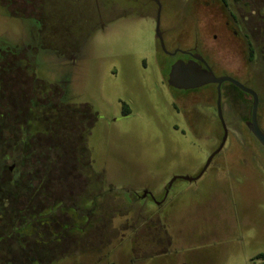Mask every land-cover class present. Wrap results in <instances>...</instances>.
Segmentation results:
<instances>
[{"label":"rangeland","instance_id":"1","mask_svg":"<svg viewBox=\"0 0 264 264\" xmlns=\"http://www.w3.org/2000/svg\"><path fill=\"white\" fill-rule=\"evenodd\" d=\"M46 5L41 25L33 28L9 15L0 2V43L23 47L32 27L38 52L37 67L30 72L44 87L41 93L57 86V101L70 108L68 113L60 109L56 121L48 117L43 133L33 128L43 123L32 124L41 140L37 150L28 145L29 155H52L25 159L23 166L14 140L22 134L20 114L12 108L9 139L0 140V180L5 188L17 185L15 204L31 215L23 227L11 221L7 226L10 246L17 249L19 243L28 257L20 253L0 261L29 264L32 250L40 252L41 259L34 257L40 264H109L105 256H145L146 249L159 250L168 237L178 249L204 244L215 233L223 239L220 248L234 252L232 264L256 263L247 259L264 253V148L247 128L252 99L224 88L228 137L209 161L224 133L216 87L183 91L168 86L174 59L161 48L157 22L159 16L168 52L174 41L183 51L197 45L216 77H234L258 94V124L264 132V0L233 5L232 24L243 37L227 30L230 18L219 2L207 7L202 0H105L102 17L87 10L83 0ZM246 13L249 24L240 16ZM249 36L252 55L244 43ZM15 96L9 103L15 104ZM64 152L66 159L55 155ZM4 166L24 170L21 183L14 172L1 178ZM30 185V192H23ZM155 200L166 205L156 206ZM53 201L54 225L44 221L48 214L42 211ZM33 208L41 215H32ZM83 208L92 216L80 214ZM165 214L169 224L164 229ZM51 226L56 232L48 235ZM20 227L23 235L12 233ZM178 236L194 239L180 244Z\"/></svg>","mask_w":264,"mask_h":264},{"label":"flooded vegetation","instance_id":"2","mask_svg":"<svg viewBox=\"0 0 264 264\" xmlns=\"http://www.w3.org/2000/svg\"><path fill=\"white\" fill-rule=\"evenodd\" d=\"M48 1L49 0H0L1 4L7 7L6 10L8 11L9 15H11L12 17L20 18L23 22L26 21L33 28H34V25L35 26H37L38 24L41 25V22L43 20L41 18L44 16V12L46 11V6H47L46 4ZM83 1H85V2L87 1V10L90 8L91 13L94 14L95 16L102 17V14H105L106 11L103 10V6H104L103 4H104L105 0H83ZM130 1H137V0H130ZM195 1L196 2L198 1V4H200L201 0H195ZM243 1L244 0H239V1H236V0H217V1L213 0L212 2H210V0H202L203 4L207 7H210L213 2H219L221 4V6L223 8V10H222L223 13L227 12L228 13L227 16L230 18L226 21L225 27L227 28L228 31H233L236 36H238V35L242 36V34L239 33L232 24L234 22L232 16L235 15V17H237V14L233 10V5L241 4V3H243ZM233 3H235V4H233ZM51 6H52V2L49 3L50 8H51ZM204 10H206V9H204ZM240 16L242 18H244L245 21H247L249 24L250 21L248 18L251 17L249 14L246 13V14H243ZM32 27H31V33L29 34V36L27 37V39L24 40L25 42H22V43H24V44H22L23 47L19 46V45H15L13 43L4 42V41H3L4 43H0V140L9 139V136H8L9 130H10L9 120H13L11 112L15 108L17 110V114H20L17 122H19L21 125L19 128H21L22 134L14 140L16 141L17 144H20V146L22 145L23 150L21 152L22 155L20 154L21 157H23V155H27V158L23 157L22 159L35 161V160L40 159V157H51L52 154L51 153H44V154H41V155L35 157L34 155L32 156V155H29V153L25 152L23 145H30L31 147H34V148H36V145L37 146L40 145L41 137L37 138L40 134L38 133V135H37L32 130H33V128H35V129L38 128L39 131H41V130H40L39 126L32 128V124L33 125H38V124L40 125L43 123V125L48 126V121H47L48 117L54 118V121H56L55 117H56L57 111H60V109H62L63 112H65L67 110V113H68L70 111V108L68 106H62L61 104H59V101H57V98L55 97V93L58 92V91H56L58 89L57 86L52 87L50 89L51 91L49 90L45 94H44V92L41 93V91L43 90L44 87L41 86L40 81H38L36 79L35 74L33 72H30V69L32 67H37L36 53L38 52V47L35 44V41H36L35 33H36V31L34 30V34H33V28ZM41 42H42V45L44 47L47 46V44L44 40H41ZM195 42H198L197 38H196ZM173 43H174L173 51L168 52L166 50V48L164 51L166 53L165 56H167L170 59L171 58L174 59L172 61V65L178 61H184L187 63V62L192 61L195 56H200L204 59L207 66L212 70L211 66L208 64L205 57L196 51L195 48L197 47V45L195 47L193 46V48L192 47L187 48V49H185V51H183L181 49L180 50L177 49V41H174ZM244 43L247 46V48L249 49V51H250V48L255 49L253 47V42L251 41L250 36H249V39L247 41L244 39ZM49 47H50V45H49ZM71 60H73V57H71ZM198 63L202 66V68H205L204 64H202L200 62H198ZM170 69H171V66L169 67V72H170ZM169 72H168V75H169ZM232 78L235 79L234 77H232ZM167 80H168V77H167ZM235 80H237V79H235ZM228 85H229V88H232L231 86L235 87L234 85H232L230 83H223L221 86V93H222L223 88H225ZM15 86L17 87V89L14 91ZM207 86H209V85H207ZM214 86L217 88V85H214ZM235 88H237V87H235ZM243 94H245V93H243ZM13 95H16L14 98L15 104L13 102L9 103V96H13ZM245 96H248L249 98H251V96H249L247 94H245ZM60 106L63 108H60ZM51 111H54L55 114L50 113ZM26 113H27V117H26ZM78 119H79V117H77L75 119V121H77ZM83 120H84V118H81V120H80L81 124L80 125H82ZM219 123L222 127L220 120H219ZM51 127H53V126L51 125ZM222 129H223V127H222ZM28 131L31 132L30 135H27ZM223 131H224V129H223ZM41 132H44V130ZM223 136H224V133H223ZM42 139H43V136H42ZM44 140L48 141L47 139H44ZM0 143H2V142L0 141ZM48 145H50L49 141H48ZM0 161H2V159H0ZM4 167L1 170L2 171L1 172L2 173L1 178H3L6 175V173H9V172L13 173L14 172L13 174H15V173L17 174V182L21 183L20 182L21 178L25 176L24 170H22L20 168L15 170L12 168L9 169V168H4ZM35 181L37 182V179ZM1 182H4V181H2V179L0 180V186L2 187L4 185L3 184L1 185ZM13 184H15V183H13ZM36 187L38 188L40 186H35V188ZM31 188L32 187L30 186V189ZM25 191H26V188H23V192H25ZM146 197H149V195L148 194H146L145 196L143 195L144 199ZM164 201L158 202L155 200L154 202H155L156 206L161 205L163 208L166 205V204H162ZM56 202L53 201L52 204L48 205L47 209H42L43 212H46L48 214L47 216H45L46 218L44 219V221L47 224L54 225L53 222L57 221L56 220L57 219V217H56L57 210L55 208ZM33 204H35V203H33ZM63 204H65V203H63ZM72 204H75V203H72ZM78 204H84V202L80 201ZM6 209H8V210H6ZM33 209L34 210L32 212V215L33 214L34 215H38V214L41 215L40 212L37 213L35 211V208H33ZM82 212H86L87 215H90V216H92V214H93L92 210L87 211L84 208L81 209L80 214H82ZM29 216H31V215H28V213L25 212V209L22 207V204H4L3 209L0 211V258H3V256L6 257L8 255H13V254L17 255L20 253H22L25 256L27 255V253L25 252L26 251L25 247H23V246L20 247L19 243L17 245L19 248H17V249L10 246L11 244H9L8 240H9V238L12 239L11 238L12 235L10 236V233L8 231L9 228L7 226H8V223L11 221L10 224L12 226L22 224V227H23L25 225L26 221L30 218ZM68 222H71L69 217L66 218V223H68ZM22 227L14 228V232H12V233L13 234L16 233L17 236L23 235V229H21ZM52 228L53 227L51 226L50 230L47 231L48 235L50 233L56 232L55 229H54V231H52L53 230ZM18 241H19V238H18ZM30 251L33 253V255H31L32 253L30 254L31 255L30 257L33 256V259H31V260L28 259L29 260L28 263L29 264H34V263L40 264L39 259H37V258L34 259V257H39L41 259V257L38 255L40 252L32 251V250H30ZM27 257H28V255H27ZM0 264H3L2 261H0Z\"/></svg>","mask_w":264,"mask_h":264},{"label":"water","instance_id":"3","mask_svg":"<svg viewBox=\"0 0 264 264\" xmlns=\"http://www.w3.org/2000/svg\"><path fill=\"white\" fill-rule=\"evenodd\" d=\"M160 22H159V16H158V22H157V38L161 43V48L163 51H165V45L162 38V34L160 32ZM202 63L205 65V68H202V66L198 63ZM223 83H230L237 87L240 91L243 93L251 96L252 98V111H251V119L247 123V128L250 131V133L254 136V138L260 143V145L264 148V132L261 130L259 124H258V107H259V96L258 94L246 87L245 85L241 84L237 80L224 76V77H216V75L213 73V71L207 66L204 59L200 56H195L192 61L190 62H184V61H178L174 63L171 66L167 84L169 87L177 89V90H183V91H190V90H196L200 89L202 87H205L207 85H217L216 91H217V116L220 120L222 127L224 129V136L222 138L221 144L218 147L216 151L210 156V160L218 154L228 137V131L227 127L225 125L223 114H222V107H221V99H222V93H221V86ZM190 181H193V178H188Z\"/></svg>","mask_w":264,"mask_h":264},{"label":"crops","instance_id":"4","mask_svg":"<svg viewBox=\"0 0 264 264\" xmlns=\"http://www.w3.org/2000/svg\"><path fill=\"white\" fill-rule=\"evenodd\" d=\"M179 213L180 211L178 212V214ZM172 217L174 218V216ZM164 218L163 227L165 229L169 224V215L165 214ZM217 235L218 234L214 233L208 238H205L207 239V241L204 243L205 245L193 243L190 246L188 245L186 247L178 249H176V247L174 246L172 238L168 237L170 240L168 242L164 241V244H162L161 248L158 247L159 250L146 249L147 251L145 252L147 254L145 256H140L132 253L131 255L129 254L123 257L124 254H122V252H119V254L117 255H109H112L111 261L108 259L109 256H105V258H107L109 264H123L124 262L122 259L127 260V262L125 261V264H232L231 258L233 257L234 252L227 250V248H224L222 250L220 248L222 247V244L219 241H222L223 239H219ZM194 236H188L186 238H181L180 236H178L175 241L177 243H180V241L188 242L189 240H193ZM257 255L249 257L247 260L250 262H256L253 264H263V261L255 259ZM115 256L117 258H115ZM113 260L115 261L113 262ZM245 264H248V262Z\"/></svg>","mask_w":264,"mask_h":264},{"label":"trees","instance_id":"5","mask_svg":"<svg viewBox=\"0 0 264 264\" xmlns=\"http://www.w3.org/2000/svg\"><path fill=\"white\" fill-rule=\"evenodd\" d=\"M236 1H239V0H236ZM255 50L253 49V48H250V52H251V55H252V53L254 52ZM232 87V89H233V91H236V92H239L240 94H242V95H245V94H243L241 91H239L237 88H235V87H233V86H231ZM224 88H223V90H222V97H223V94H224ZM57 113H61L60 111H57ZM56 116H58V115H56ZM64 125H67V123H65V124H63V127L64 128H66V126H64ZM47 125H43V127L42 128H40V130L41 131H43L45 128H47L46 127ZM67 129V128H66ZM65 129V130H66ZM43 133V132H42ZM24 146V150H25V152L26 153H28V150H29V147H28V145H23ZM26 146H27V148H26ZM19 148H20V152H22V145L21 146H18ZM51 149V148H50ZM36 150H37V148H36ZM49 150V149H48ZM65 153L66 152H64V153H62V154H56L55 153V155L56 156H58V157H60L61 158V160H62V158H64V159H66V155H65ZM21 154V153H20ZM22 155V154H21ZM65 156V157H64ZM23 157L25 158H27V155H23ZM23 157H20V158H17V159H21L20 161H18V163H19V165L20 166H23V161L25 160V159H23L22 160V158ZM4 168H9V169H11V167H8V166H5ZM19 168V167H18ZM10 187H8V188H5V187H2L4 190H0L1 192H0V204H15V202H17V201H19V198H20V192H19V190L17 189V185H15V184H13L12 186L11 185H9ZM31 186V185H30ZM16 189H17V192H15L16 191ZM32 189V188H31ZM30 188L29 189H27L26 188V191H25V193H27V192H30V190H31ZM3 195H6V197L4 198L3 197ZM2 200V201H1ZM13 210V209H12ZM255 259L256 260H261V261H263L264 262V253H260V254H258L256 257H255ZM264 264V263H263Z\"/></svg>","mask_w":264,"mask_h":264}]
</instances>
